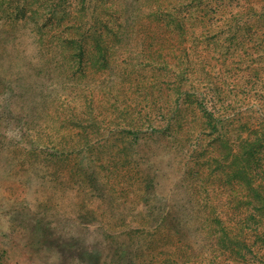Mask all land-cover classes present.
<instances>
[{
    "label": "rangeland",
    "instance_id": "obj_1",
    "mask_svg": "<svg viewBox=\"0 0 264 264\" xmlns=\"http://www.w3.org/2000/svg\"><path fill=\"white\" fill-rule=\"evenodd\" d=\"M260 68L264 0H0V264H264Z\"/></svg>",
    "mask_w": 264,
    "mask_h": 264
},
{
    "label": "trees",
    "instance_id": "obj_2",
    "mask_svg": "<svg viewBox=\"0 0 264 264\" xmlns=\"http://www.w3.org/2000/svg\"><path fill=\"white\" fill-rule=\"evenodd\" d=\"M249 9L253 10V7H249L246 6ZM259 70L264 71V69L260 68ZM258 76V74H256ZM264 84V81L262 82ZM200 108V112L202 113H206L207 116H203L204 121L208 124L212 123V121L214 120L213 116L211 113H208L207 110L205 109L204 106H202L200 104L199 106ZM264 132V121H262L260 123V126L257 128L256 131H254V135H261ZM264 136V135H263ZM254 143L249 142V139H244L239 143V152L240 155L235 156L237 159H240L241 164L239 165V170H240V175L242 178L241 181V185L245 186V196L249 199V203L252 206L253 200L254 199H260L261 201L264 200V185H261L259 182V178L260 181L264 180V177H258L261 175H264V170H260V173H258V169H256L255 167H249V160L252 159V146ZM261 144V143H260ZM258 146L259 149H262L261 147H263L262 145ZM235 158V159H236ZM258 159H255V161H257ZM256 177H258L256 179ZM220 224V223H219ZM172 225L175 226H179L180 227V223L177 222V219L172 216V215H165L162 219V222L160 223L159 227L163 228L165 230V238L164 240L168 243V244H175V242H187L189 241L188 236H189V232L184 230L181 231V229H179L178 227H175L176 229H174V227H172ZM217 232V231H216ZM225 239H222V234L219 235V237L215 236V234L212 235L213 240L218 239V241H220V243L224 242L225 245L228 243V239H227V233H225ZM188 246L184 247L187 248ZM177 253V251H175L173 254L169 255L170 257H175L174 255ZM179 258L182 259V262H187L190 258L189 255L183 254L181 253V255H179Z\"/></svg>",
    "mask_w": 264,
    "mask_h": 264
}]
</instances>
